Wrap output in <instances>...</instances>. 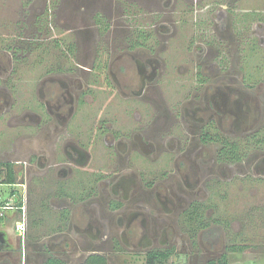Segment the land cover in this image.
<instances>
[{"label": "flooded vegetation", "instance_id": "1", "mask_svg": "<svg viewBox=\"0 0 264 264\" xmlns=\"http://www.w3.org/2000/svg\"><path fill=\"white\" fill-rule=\"evenodd\" d=\"M194 2L192 60L171 72L161 53L178 0L134 42L98 29L33 62L28 46L0 47V166L25 201L24 236L20 212L0 228V264H228L249 252L226 240L264 193V0ZM105 4L74 22L108 21Z\"/></svg>", "mask_w": 264, "mask_h": 264}, {"label": "rangeland", "instance_id": "2", "mask_svg": "<svg viewBox=\"0 0 264 264\" xmlns=\"http://www.w3.org/2000/svg\"><path fill=\"white\" fill-rule=\"evenodd\" d=\"M100 1L0 0V47L10 51V48L15 45L28 46L31 53L26 61L33 62L37 60L36 57L40 55L43 48L48 49L50 54H57L58 51H64V48L70 45L75 37L78 38L81 45L88 46V38L97 33L98 29L100 31L112 29V27H119L122 30L127 29L128 35L131 36L134 42L141 30L147 32L151 29V24H148L147 21L151 22L155 13H160L161 16L165 15L163 14L164 9L161 2L166 0H105L106 4L104 6L111 10V16L107 18L108 21L101 18L103 19L101 23L92 20L74 22V20H82L84 11H86L85 6L98 4ZM123 8L124 11L122 12ZM202 8H204L203 2L185 5V0H178L175 8L171 7L166 11L172 17L170 18L169 15L167 17V19L173 21L171 29L178 32L175 38L168 41L169 46L167 44L168 47L163 52L161 51V56L170 63L169 72L173 67V61H175L176 66L180 64L184 66L187 61L192 60L191 58L188 59V56L186 59V55L184 59L182 58V50L186 46L183 32L186 29L191 30L199 26ZM183 10L185 11L183 12ZM140 15H143V20H141ZM180 15L183 16L180 18ZM38 16L39 20L43 19V22L45 20L44 31L42 30L41 34L34 31L35 25L42 23L38 20ZM180 19H184L188 25H185ZM168 26L170 27V25ZM120 39L121 35L118 34L117 41L120 42ZM101 41L105 43V39H101ZM166 56L169 58H166ZM23 71L21 70V77ZM33 72L36 73L39 70L33 69ZM11 193L12 188L6 183L0 186V197L8 198ZM240 211L245 210L241 208ZM241 214H244V212ZM239 219L242 221V227L244 228L240 232L228 235L226 244H239L238 247H244L249 252L244 255L245 257L238 254H229L228 264H264V193H251V223L244 215H241ZM201 264H204V260Z\"/></svg>", "mask_w": 264, "mask_h": 264}, {"label": "built area", "instance_id": "3", "mask_svg": "<svg viewBox=\"0 0 264 264\" xmlns=\"http://www.w3.org/2000/svg\"><path fill=\"white\" fill-rule=\"evenodd\" d=\"M3 184L5 183L0 181V186ZM7 185L12 188V193L8 198L0 197V222L6 218L8 213L20 212L21 218L15 222V230L20 232L21 237H23L25 234L24 195L23 193H16V184Z\"/></svg>", "mask_w": 264, "mask_h": 264}, {"label": "trees", "instance_id": "4", "mask_svg": "<svg viewBox=\"0 0 264 264\" xmlns=\"http://www.w3.org/2000/svg\"><path fill=\"white\" fill-rule=\"evenodd\" d=\"M10 171V170H9ZM3 170L2 166H0V181L6 184H13L14 183V176L12 175V172H9L7 175L4 174L3 176Z\"/></svg>", "mask_w": 264, "mask_h": 264}, {"label": "crops", "instance_id": "5", "mask_svg": "<svg viewBox=\"0 0 264 264\" xmlns=\"http://www.w3.org/2000/svg\"><path fill=\"white\" fill-rule=\"evenodd\" d=\"M4 176V174H3ZM15 217V213H8V215L6 216L5 219H2V221L0 222V228H5L6 225H9V222H11L12 220H14ZM3 223V224H2Z\"/></svg>", "mask_w": 264, "mask_h": 264}]
</instances>
